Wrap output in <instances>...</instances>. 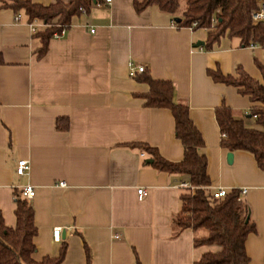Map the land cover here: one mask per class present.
Segmentation results:
<instances>
[{"label":"crops","instance_id":"1","mask_svg":"<svg viewBox=\"0 0 264 264\" xmlns=\"http://www.w3.org/2000/svg\"><path fill=\"white\" fill-rule=\"evenodd\" d=\"M10 1L0 0V7ZM19 1L48 6L56 0ZM132 1L99 0L73 16L62 36L49 39L40 57L35 35L46 28L36 25L32 34L23 12L0 8L3 225L14 227L13 193L30 186L34 195L26 203L36 228V262L56 258L62 244L61 264H86L85 250L90 264H194L217 250L194 245L203 230L173 224L187 176L155 171L146 153L133 146L153 147L170 162L182 159L170 112L143 106L140 97L148 86L135 80L138 74L128 76L131 63L151 80L171 83L174 102L187 107L203 142L208 191L245 190L241 200L254 233L246 237L244 250L249 264H264V173L244 152L230 153L227 162L214 120L215 109L226 107L251 128V104L234 87L207 75L217 70L235 77L240 67L259 81L254 62L264 66L263 51L226 37L206 51L205 30L177 28L155 6L136 13ZM19 160L28 164L23 176L15 174ZM137 189L144 191L141 200Z\"/></svg>","mask_w":264,"mask_h":264},{"label":"trees","instance_id":"2","mask_svg":"<svg viewBox=\"0 0 264 264\" xmlns=\"http://www.w3.org/2000/svg\"><path fill=\"white\" fill-rule=\"evenodd\" d=\"M98 1L68 0L64 4L56 0L51 5L41 6L29 1L11 0L3 3L0 8L11 9L16 14L23 12L27 23L38 20L48 26L35 35L41 43L37 52L40 57L46 51L49 39L65 31L73 16L86 13ZM257 1L184 0L181 12H178L179 0H142L140 3L133 0L132 7L134 12L139 13L149 6H155L172 19L179 18L178 23L172 22L177 28L205 30L207 38L203 49L206 51L220 38L226 37L238 40L243 48L251 45L260 48L264 59V23L252 24L250 19ZM254 65L260 75L259 81L248 77L240 67H237L235 77L222 76L217 70L208 71L207 75L216 83L234 87L238 94L248 97L251 104L248 111L251 128L244 125L245 118H234L230 109H215L214 120L219 130L220 148L228 153L244 152L251 155L257 169L264 173V66L256 61ZM135 80L148 86V92L140 97L144 107L170 112L174 137L182 146V159L170 162L160 157L153 147L144 144L133 146L146 153L150 161L148 164L155 171L187 176L189 188H184L179 195V210L173 224L180 230H203L204 236L194 241V245H211L217 249L203 254L194 264H249L244 242L249 234L254 233V226L249 219L245 221L248 208L241 200L239 190H229L221 198L212 197L208 191L203 142L188 117L187 107L174 102L171 83L153 81L145 71L139 73ZM56 128L59 129V126L56 125ZM13 200L14 227L6 228L0 216V264H61L65 253L64 244L60 246L56 258L44 257L38 262L32 259L35 251L33 238L36 235L33 211L21 197V192H14ZM85 251L86 264H90L89 255Z\"/></svg>","mask_w":264,"mask_h":264},{"label":"built area","instance_id":"3","mask_svg":"<svg viewBox=\"0 0 264 264\" xmlns=\"http://www.w3.org/2000/svg\"><path fill=\"white\" fill-rule=\"evenodd\" d=\"M110 0H104V3L105 4H108ZM250 19H251V22L252 24H257V23H264V0H258L257 1V7L256 9H254L251 14H250ZM15 21L18 20V16H16L14 18ZM215 22H212V24H214ZM27 25L29 26L30 28V31L32 34H36L38 31H37V28H36V25L38 27V25L44 27V28H47L48 26L43 24L41 21H38V20H33L32 22L30 23H27ZM173 25V23H172ZM195 24H192V26H194ZM64 33V31L60 32L59 34H56L53 36V38H59L60 36H62ZM250 48L254 47V46H249ZM144 71V68L141 67V66H134L132 65L131 63L128 64V76L129 77H134L135 74H139V73H142ZM28 171V164L26 161L24 160H19L17 161L16 163V167H15V174L17 176H23L26 174V172ZM58 186L59 187H63L64 184L63 183H58ZM180 187H186V188H189L188 184H180ZM190 190H192V188H190ZM227 193L226 190L224 189H218L216 190L215 192L212 193V197L214 199H217V198H221L223 197L225 194ZM239 193L240 195H243L245 193V190H239ZM34 195V191L32 189V187L30 186H26L22 189L21 191V197L27 202L29 201ZM136 195H137V200H141L142 197L144 196V191L142 189H137L136 190ZM59 229L58 228H55L52 230V240L54 242H57L58 241V237H59Z\"/></svg>","mask_w":264,"mask_h":264},{"label":"water","instance_id":"4","mask_svg":"<svg viewBox=\"0 0 264 264\" xmlns=\"http://www.w3.org/2000/svg\"><path fill=\"white\" fill-rule=\"evenodd\" d=\"M179 21H180L179 18H174V19H173V22H175V23H178ZM197 46H201V43L197 44L196 47H197ZM230 159H231V154L228 153V154H227V162H228V163L230 162ZM146 163H150V161L148 160V161H146ZM248 219H249V214H248V212H247V215H246V217H245V221H247Z\"/></svg>","mask_w":264,"mask_h":264},{"label":"rangeland","instance_id":"5","mask_svg":"<svg viewBox=\"0 0 264 264\" xmlns=\"http://www.w3.org/2000/svg\"><path fill=\"white\" fill-rule=\"evenodd\" d=\"M184 8V0H179V9L178 12H181Z\"/></svg>","mask_w":264,"mask_h":264}]
</instances>
